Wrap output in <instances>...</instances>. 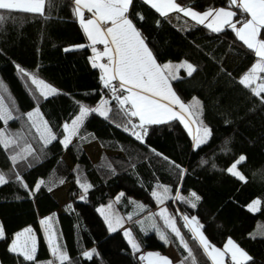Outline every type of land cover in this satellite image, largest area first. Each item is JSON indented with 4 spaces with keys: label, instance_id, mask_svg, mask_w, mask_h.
<instances>
[{
    "label": "trees",
    "instance_id": "16d2710c",
    "mask_svg": "<svg viewBox=\"0 0 264 264\" xmlns=\"http://www.w3.org/2000/svg\"><path fill=\"white\" fill-rule=\"evenodd\" d=\"M176 2L199 12L228 7V0ZM71 8V0H57L51 19L12 13L18 19L0 28V96L7 106L15 108L13 115L22 117L9 124L0 123V127L9 132L28 136L27 118L23 114L39 107L44 120L62 139V124L79 112V105L94 106L102 97L111 100L110 91L103 88L99 68L92 67L91 49L64 51L66 47L88 44ZM232 10L237 11L235 18L242 16L236 8ZM137 14L143 19L138 20ZM130 18L142 32L158 63L186 61L197 68L191 76L185 68L180 69V79L173 81L172 87L187 104L192 103L193 98L198 99L202 105L198 119L211 130V136L194 151L192 138L181 122L175 120L147 125L145 142L141 143L130 131L124 130L128 127V119L119 114L113 102L109 105L113 109L109 119L98 114H90L86 119L80 130L86 140L75 138L67 149L53 141L44 148V154L39 155L32 168L22 164L14 166L9 159L11 153L0 150V171L6 178L13 175L10 169L15 167L30 186L45 179L53 188L49 192L42 186L40 192L30 196L15 182L0 186V224L8 237L0 240V264H26L22 257L9 252L8 246L13 235L28 226L35 233L38 251L35 261L27 264H48L50 248L40 221L50 216L55 237L66 247L75 264H113L110 254L99 247L103 241L109 244L108 251L117 257L118 264H142L138 251H133L122 231L110 233L97 210L112 201L111 190L118 185L120 175L141 189L143 210L129 218L133 205L128 194L122 196L119 208L143 248L165 253L171 246L182 264H212L184 227L177 211L176 221L188 248L183 247L166 225L161 234L167 236L166 240L155 230L144 234L136 227L137 219L147 215L156 205L152 190L167 186L173 190L170 195H175L179 185L181 195L189 197L195 192L201 198L197 207L192 208L181 200H175V206L173 199H169L167 205L174 210L177 207L183 215L197 217L212 245L222 248L231 238L254 258V264H264V104L250 89L238 83L256 60L254 52L247 49L231 29L213 33L203 25L173 24L143 0H134ZM261 38H264V29ZM16 65L55 86L59 94L47 100L40 97L36 86ZM31 134L35 135L34 130ZM90 142H96L102 149L96 161H91L84 150V145ZM226 146L230 152L225 151ZM156 153L182 165L187 170L183 179L168 160ZM242 154L247 159L239 170L246 176V183L225 171ZM203 161L208 163L203 164ZM109 163L112 167H105ZM77 177L93 185L85 200L79 199L83 190L76 183ZM60 179L64 180L63 184H59ZM63 185H68L66 201L60 204L52 193ZM255 199L261 201L260 210L251 212L246 206ZM250 234L257 238H250ZM93 248L99 254L93 260H85L80 255L83 250Z\"/></svg>",
    "mask_w": 264,
    "mask_h": 264
},
{
    "label": "snow or ice",
    "instance_id": "6c2138e0",
    "mask_svg": "<svg viewBox=\"0 0 264 264\" xmlns=\"http://www.w3.org/2000/svg\"><path fill=\"white\" fill-rule=\"evenodd\" d=\"M71 2V12L79 21L90 44L66 47L64 51H73L77 48L91 49L93 55L89 59L92 67L101 70L100 80L103 88L110 91L111 100L102 97L100 104L94 108L83 104L79 105V113L74 116L71 122L62 124V139L58 138L49 122L42 118L39 107L23 114L27 118L28 136H23L18 132L12 133L8 129L0 127V150H7L11 153L9 159L14 166L22 164L26 168H32L39 155L44 154V148L53 141H58L67 149L73 143V138L86 140V136L80 135V130L86 123V119L90 114H98L106 120L109 119V114L113 111L109 105L113 102L116 103L119 114L128 119V127H125L124 130L130 131L141 143L145 142L147 125H160L179 120L190 134L193 131L190 126L191 123H199L203 127L202 121L198 119L202 109L200 102L196 98H193L192 103L182 102L172 87V82L180 79L177 74L179 69L186 68L187 75L191 76L197 68L188 62L180 64H160L157 62L156 56L149 48L142 32L136 27L133 19L130 18V8L134 5V0H71ZM143 3L155 9L161 16L166 17L170 12L183 13L185 17H190L196 25H204L213 33H221L226 28L231 29L238 40L247 49L254 52V55L258 58L250 70L239 79L238 83L246 89H250L253 96L259 98L260 102L264 104V75H261L264 74V38H261V30L264 29V0H228L227 8H209L203 12H199L193 7L185 8L176 3V0H143ZM56 7L57 0H0V28L6 22L18 19L16 16L11 15L12 13L38 15L51 19ZM233 7L239 10L242 16L244 14L250 16V19L244 18L234 21L233 18L237 17V11L231 10ZM85 10L90 14V18H85ZM137 19L142 20L143 16L137 14ZM238 24L241 26L237 27ZM97 45H103V50H98ZM16 67L22 75L30 79L32 85L36 86V91L40 97L47 100L50 96L59 94L55 87L45 83L43 79H38L19 65H16ZM14 111L15 108L7 106L3 97L0 96V123L9 124V122L21 119V116L13 115ZM131 118H138L139 123H133ZM201 127L195 129L194 151L206 144L207 139L211 136L209 128L203 127L201 133ZM138 128L141 131H136ZM31 130H34L35 135L31 134ZM30 140L34 141L35 144H39L40 147H34ZM152 151L155 152V150ZM225 151L230 152V149L226 146ZM156 155L162 156L160 153H156ZM162 158L168 160L172 167L178 171V176L182 180L187 174V170L167 157L162 156ZM246 159L245 155H240L230 163L225 171L246 183V176L239 170V166L246 162ZM202 163L207 164L208 161ZM105 167L111 168L112 165L109 163ZM10 172L13 175L6 178V174L0 171V186L15 182L30 196L40 192L42 186L47 187L49 192L53 190L51 186H48L49 182L45 179H39L30 186L24 175L17 172L15 167L10 169ZM63 183L64 180L60 179L59 184ZM76 183L83 190V194L80 195L79 199L85 200L86 194L93 185L82 182L80 177H77ZM172 191L170 187L158 186V189L152 190L151 195L160 204L168 199H174L184 201L190 204L192 208H196L197 202L201 199L195 192H191L189 197L181 195L179 185L175 195H170ZM120 195L122 196L123 193ZM260 203L259 199H255L247 207L249 211L256 212L260 210ZM111 206L109 204L107 207L111 208ZM139 207L141 210L144 209L142 204ZM98 211L108 220L109 231L115 232L117 229L105 215L103 206ZM164 211L166 209L161 211V216L164 215ZM181 219L185 222L184 227L192 234V239L198 242V245L213 264H225V258H227L228 264H248V262L254 264V258L233 239L228 238L223 249L215 247L204 235L201 230L202 225L199 224L197 217H189L185 214L181 216ZM52 220L53 217L50 216L40 221L47 235L50 255L59 264H75L74 260L70 259L66 247L60 244L57 239H54ZM165 224L171 233L179 238L183 247L188 248V244L185 242L180 229L176 226L174 218L169 217L165 220ZM32 233L33 229L31 227L15 233L8 246L9 252L22 257L26 264L35 261L38 251L37 238ZM124 234L126 236L130 235V231L125 229ZM160 238L166 240L167 236L161 235ZM250 238L255 239L257 237L250 234ZM7 239L5 228L3 224H0V240ZM129 243L134 252L139 251L137 243L132 240ZM80 255L85 260L90 261L99 254L93 248L83 250ZM154 255L158 256L159 254L148 253L147 257L139 256L138 259H149ZM191 255V250H189V257ZM160 260L163 264H169L166 257H160ZM54 261L50 260L48 264H54ZM149 264H154V262L149 259Z\"/></svg>",
    "mask_w": 264,
    "mask_h": 264
},
{
    "label": "rangeland",
    "instance_id": "374dc122",
    "mask_svg": "<svg viewBox=\"0 0 264 264\" xmlns=\"http://www.w3.org/2000/svg\"><path fill=\"white\" fill-rule=\"evenodd\" d=\"M257 59L258 58H256V60ZM256 60L253 62V64L256 62ZM182 62H186V61H180V62H165V63L180 64ZM252 65H251V67H252ZM179 70H178V73H177L178 75H179ZM261 75H264V74H261ZM38 79H40V78H38ZM45 83H47V82L45 81ZM47 84H49V83H47ZM51 86H53V85H51ZM53 87H55V86H53ZM101 100H102V98L94 106H88V105H85V104H83V105L94 108V107H97L100 104ZM35 108H32L29 111H32ZM29 111H27V112H29ZM71 120L69 121V123L71 122ZM203 127H206V126L203 125ZM203 127H201V133L203 132ZM73 139H75V138H73ZM84 150H85L86 154L88 155V157L90 158L91 161H96L99 158V156L101 155V153H102V149L99 147V145L96 142H90L88 144H85L84 145ZM107 154H113V152H107ZM64 158L69 162V160L67 159L66 155L64 156ZM119 178H120L119 179L120 181H119L118 185L116 187L112 188V190H111L112 196H113L112 201L109 203V204L112 205L111 208L107 207L109 204L103 206L104 213L108 217V219L112 221L113 226L116 229L120 228V230L122 231L123 234H124V230L125 229H127V230L130 231V235H127L126 236L124 234V237L127 240V242H128V244H129L130 247H131V244L129 243L130 240H132V241H134L135 243L138 244V246H139L138 257L139 256H145V257H147V254L148 253H154V254L155 253H158L159 254L158 256H155L154 255L153 257L149 258V259H151L154 262V264H163V262L160 260V257H166V258H168L169 264H182L181 261L178 259V256L176 255V253L173 252V249H171V252H169V250H168V253H162L160 251H156V250L148 249V248H143L141 246V243L137 239V237L135 236L132 228L129 227L130 224L127 221L128 219L120 212V208H119V201L122 199V196L124 194H128L130 196V198H131L132 205H133V208L130 210V212L128 213V215L131 217V216L139 213L141 211L139 205H141V204L144 205V199H143V196H142V193H141V189H140V187L138 185H136L135 183H133L132 181H130L128 178H126V176L120 175ZM67 187H68V185H63L59 189L53 191V193H52L53 196L55 197V199L60 204H62L63 202L66 201V191H67ZM121 193H123L122 196L120 195ZM117 197H119V199H117ZM168 200H166L163 204L158 203L157 200H156L155 201L156 205L154 206V208H152V210H150V212L148 213V215H144V216L139 217L137 219L136 227L138 228L139 231H142V233H144V234H149L150 232H152L153 230H155L156 231V234L160 236L162 234L163 230H164L163 229V226L166 225L165 224V220L168 219L169 217H172L175 220L176 226L180 229V231L182 233V230H181L180 226L178 225V223L176 221L175 211H177L176 213H178L180 216H182L183 214H181L179 212V210H178L177 207H176V210H174L171 206L167 205V201ZM172 203H173V205H175V200L174 199L172 200ZM101 207L102 206H99L97 208V210L100 209ZM246 208L248 209V207H246ZM165 209H166V211H164V215L161 216L160 215L161 211L162 210H165ZM99 214L101 215L100 212H99ZM101 216H102V218H103V220H104V222H105V224L107 226L108 220L105 219V216L104 215H101ZM117 221H119V223H117ZM126 222H128V224H126ZM51 223H52V221H51ZM107 228H108V226H107ZM42 230H43V226H42ZM42 232L45 235L46 240H47L46 233L44 232V230ZM110 233H112V232H110ZM32 234L34 235V233H32ZM55 236H56V234L54 232V239H58ZM99 247L107 255L110 254V257H112L111 260L113 261V264H118L117 257L113 256V254L110 253V251H108L110 247H109V244L106 241H103V243H101L99 245ZM223 247H224V245H223ZM223 247L221 249H223ZM111 254H112V256H111ZM50 259L54 261V258L51 255H50ZM149 259L141 260L142 264H149ZM226 260H227V258H226ZM57 263H59V262L58 261H54V264H57ZM227 263H228V260H227Z\"/></svg>",
    "mask_w": 264,
    "mask_h": 264
},
{
    "label": "crops",
    "instance_id": "0c3cea01",
    "mask_svg": "<svg viewBox=\"0 0 264 264\" xmlns=\"http://www.w3.org/2000/svg\"><path fill=\"white\" fill-rule=\"evenodd\" d=\"M177 3V2H176ZM180 5V4H179ZM183 7H185V8H187L188 6H183ZM232 10V9H231ZM165 17V16H164ZM85 18H90V14L89 13H87V11L85 10ZM167 20H169L170 22H172L173 24H177V23H181V24H183L185 27H188V26H191V25H196L195 24V22L194 21H192L191 20V18L190 17H185L184 15H183V13H180V12H170L169 14H168V16H166L165 17ZM244 18H249L250 19V16H248L247 14H244L243 16H241V17H238V18H233V20L235 21L236 19H244ZM204 26V25H203ZM241 25H237V27H240ZM206 27V26H205ZM82 28V27H81ZM85 34V33H84ZM85 36H86V34H85ZM87 38V37H86ZM87 43L88 44H90V41H88L87 40ZM97 48H98V50H100V51H102L103 50V45H97L96 46ZM93 54H92V52H91V56H92ZM257 58V57H256ZM100 62H104V61H100ZM100 70V69H99ZM100 72H101V70H100ZM101 75H102V73H101ZM174 90V89H173ZM183 102V101H182ZM185 103V102H184ZM187 104V103H186ZM133 120H134V122L135 123H139V121H138V118H133ZM182 125H183V127H184V124L183 123H181ZM191 128L193 129V131H192V133L190 134L189 133V131H188V129H186L185 127V129H186V131L188 132V134L190 135V137L192 138V141H193V145L195 144V139H194V136L196 135V132H195V129L197 128V127H201L200 126V124L199 123H191ZM112 193V192H111ZM248 206V205H247ZM246 206V207H247ZM150 212V211H149ZM148 212V213H149ZM148 213H147V215H148ZM126 224H128V222H126ZM30 226H28V227H25V228H29ZM130 227V226H129ZM25 228H23V229H21L20 231H18V232H21V231H23ZM117 230H120V228H118ZM17 233V232H16ZM33 233H34V231H33ZM34 235H35V233H34ZM13 237H14V235H13ZM58 238V237H57ZM58 240V239H57ZM59 242V241H58ZM216 247V246H215ZM171 249H172V247L171 246H168L167 247V249H166V252L165 253H168V250H169V252H171ZM203 250V249H202ZM173 252H174V250H173ZM175 253V252H174ZM209 260L211 261V259L209 258ZM211 263L213 264V262L211 261ZM225 264H228L227 263V260H226V258H225Z\"/></svg>",
    "mask_w": 264,
    "mask_h": 264
}]
</instances>
